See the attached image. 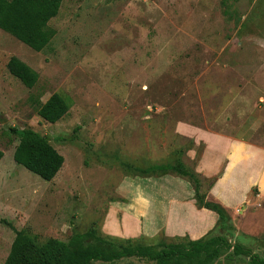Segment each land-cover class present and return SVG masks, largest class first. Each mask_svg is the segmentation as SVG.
Returning a JSON list of instances; mask_svg holds the SVG:
<instances>
[{"label":"rangeland","instance_id":"1","mask_svg":"<svg viewBox=\"0 0 264 264\" xmlns=\"http://www.w3.org/2000/svg\"><path fill=\"white\" fill-rule=\"evenodd\" d=\"M48 25L40 51L0 29V264L16 231L42 244L94 230L157 248L223 236L264 259V0H62ZM11 56L37 73L32 88L8 72ZM55 92L71 106L49 123L37 108ZM10 127L45 135L64 157L52 180L13 161ZM177 151L232 230L199 212L192 179L131 166ZM242 164L238 190L216 187L231 171L240 179ZM209 264L250 263L229 248Z\"/></svg>","mask_w":264,"mask_h":264},{"label":"trees","instance_id":"2","mask_svg":"<svg viewBox=\"0 0 264 264\" xmlns=\"http://www.w3.org/2000/svg\"><path fill=\"white\" fill-rule=\"evenodd\" d=\"M61 3L62 0H0V29L31 49L40 51L55 34L48 22L57 15ZM6 68L27 88H32L37 82V73L15 56L9 57ZM70 106V98L55 92L38 106L37 114L49 123H56ZM9 130L18 138L13 161L45 181L52 180L61 169L64 157L49 143V139L31 128L10 127ZM2 157L0 150V160ZM131 166L143 174L174 172L192 179L197 205L214 212L222 229H233L224 207L205 200L199 193V181L193 172L184 167L180 151L161 163ZM126 167L129 168V165ZM89 239L92 241L88 242ZM229 248H233L235 254L248 256L250 264H264V259L258 254L239 245H231L223 236L206 240L187 239L184 243L164 244L157 248L153 245H133L129 241L125 245L120 240L97 236L94 230L73 233L67 241L50 238L42 244L36 243L25 232L16 231L4 264H90L93 261L112 262L132 256L152 260L156 264H209L223 249Z\"/></svg>","mask_w":264,"mask_h":264},{"label":"crops","instance_id":"3","mask_svg":"<svg viewBox=\"0 0 264 264\" xmlns=\"http://www.w3.org/2000/svg\"><path fill=\"white\" fill-rule=\"evenodd\" d=\"M241 150H242V154H244L243 153V151H245L246 150V148H244L243 146L241 147ZM248 157H247V152H246V154L244 155V157H243V159L244 160H246ZM247 170V169H246ZM246 170L244 169V167H243V164H242V174H241V178L239 179V177L238 176H234V175H232V171L231 172H229L228 174H227V176L226 177H224V178H222V179H220L219 181H218V183H216V187L217 186H219V185H223L224 186V189H226L227 188V186L228 185H230V190L229 191H231V192H234V191H236V190H238V187H237V182L238 181H240L243 177H245L244 175H245V172H246ZM261 173H259V176H257V185L260 187V188H263L262 189V192H264V170L263 171H260ZM199 212L200 213H202L203 215H205V214H207V215H210V218L215 222V220L217 219V218H215V216H214V212H212V211H210V210H208V209H200L199 210ZM216 215V214H215ZM193 218V220H194V224H193V227L195 228V230H197V226L198 227H205V223L204 222H202V223H198L197 225L195 224L196 223V221L199 219V214H194L193 216H192ZM208 226H210V224L208 223Z\"/></svg>","mask_w":264,"mask_h":264}]
</instances>
